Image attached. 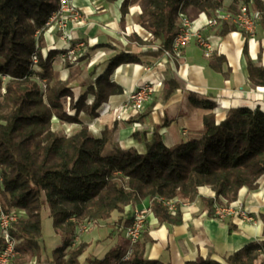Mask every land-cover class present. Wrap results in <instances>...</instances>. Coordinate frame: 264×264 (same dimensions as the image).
<instances>
[{
  "label": "trees",
  "instance_id": "16d2710c",
  "mask_svg": "<svg viewBox=\"0 0 264 264\" xmlns=\"http://www.w3.org/2000/svg\"><path fill=\"white\" fill-rule=\"evenodd\" d=\"M225 1L123 0L120 10L124 15L130 6L140 7L136 21L150 37L143 40L131 34L130 40L151 47L156 41L155 55H160L172 48L180 13L195 19L219 7L236 12L241 4L264 13V0H230L227 7ZM58 7L59 0H0V74L8 77L4 84L0 79V202L6 210L23 212L10 225L19 254L16 260L39 255L45 206L53 227L62 232V243L51 251L48 264H80L78 258L87 244H75L73 237L82 221L105 220L114 211L148 199L160 221L176 223L181 212L170 213L163 200L192 201L199 188L206 186L214 195L202 201L213 215L215 203L233 202L242 187L258 186L264 177V111L259 107L230 108L219 123L213 113L207 114L196 136L172 147L163 142L161 126H156L152 137L144 141L143 152L121 147L106 130L95 134L85 117L98 116L108 96L120 91L110 80L113 69L120 63H138L140 58L118 51L87 88L93 101L85 102L86 93L73 101L71 88L84 83L79 79L82 70L68 64L70 72L62 80L52 66L58 51L50 50L45 58L40 52L45 45V23ZM232 29L233 24L225 21L220 33ZM34 54L39 70L32 68ZM247 72L249 82L264 86V66L248 59ZM180 86L173 76L164 96ZM67 96L71 98L68 106ZM188 98L195 106H214L197 92L190 91ZM68 107L75 110L74 115L68 114ZM52 117L78 127L70 133L57 130ZM142 117L136 114L130 119L140 122ZM125 252V241H121L95 264H169L144 258L140 240L128 258L121 260ZM185 264H264V240L245 244L224 262L197 259Z\"/></svg>",
  "mask_w": 264,
  "mask_h": 264
},
{
  "label": "crops",
  "instance_id": "0c3cea01",
  "mask_svg": "<svg viewBox=\"0 0 264 264\" xmlns=\"http://www.w3.org/2000/svg\"><path fill=\"white\" fill-rule=\"evenodd\" d=\"M72 1L83 16L74 30L75 37L90 40L80 61L83 64L78 66L82 70L79 79L84 83L75 85L78 87L77 97L86 93V101H93L94 96L87 88L118 51L135 53L140 58L138 63H120L113 69L110 80L119 86L120 91L108 96L98 108V116L85 117L95 134L106 130L121 147H133L143 152L144 141L152 137L156 126H161L159 133L163 142L172 147L196 136L203 129V117L207 114L213 113L219 123L230 108L259 107L264 111V86L249 82L247 72L248 59L264 66V20H260L254 40L234 29L220 33L222 25L204 28L201 34L209 43L210 53L206 55V50L192 40L183 48L182 56L176 58L155 55L156 41L151 47L130 40L131 34L143 40L150 37L136 21L141 11L139 6H130L122 15L120 7L123 0L104 1L99 13L95 12L90 0ZM229 3L230 0H226L224 6ZM205 17L206 13H200L194 19L195 25L203 24ZM44 38L47 51H59L65 47L58 32L46 33ZM54 65L59 78L66 79L70 68L63 66L57 58ZM173 76L180 80L181 86L164 96L166 83ZM149 80L160 81L161 85L139 113L143 114L142 120L133 121L130 119L132 116L118 117V109L127 102L129 93L138 83ZM190 91L212 101L213 108L193 105L188 98ZM198 193L194 200L178 207L181 217L176 223L160 221L152 210L148 212L140 238L144 243V258L169 264H185L197 259L224 262L226 256L245 244L264 240V177L258 180L255 189L242 187L235 200L251 219L244 220L238 216L219 219L209 215L202 199L212 197L214 193L206 186L200 187ZM138 205L151 207L148 199ZM131 207L128 205L122 211L112 212L107 219L98 220L94 230L80 234L79 242L87 244L78 258L80 264H95L94 260H103L107 252L121 241H125L127 246L124 228L130 223ZM41 214L43 242L39 255L16 260L17 253L10 264H48L51 251L61 245L62 232L53 227L47 206Z\"/></svg>",
  "mask_w": 264,
  "mask_h": 264
},
{
  "label": "built area",
  "instance_id": "2783aa9c",
  "mask_svg": "<svg viewBox=\"0 0 264 264\" xmlns=\"http://www.w3.org/2000/svg\"><path fill=\"white\" fill-rule=\"evenodd\" d=\"M244 7L248 6L245 4L239 5V9H237L236 12H232L224 7H219L215 9L211 15L206 14L203 24L199 26L195 25L194 19H190L182 13L181 24H179V31L176 34L175 48L174 50H172V53H165L164 51L163 54L168 57L180 58L182 56L183 48L189 42L195 40L206 50V55H208L210 53V46L207 40L202 36L201 31L204 28L208 27L217 28L225 21H229L230 23H232L235 30L245 35L249 40L250 38H255V33H257L259 22L262 19L264 13L262 14L261 11L252 9V17L244 18ZM58 11H73V18H68L69 20L67 21L62 20V24L59 27V29L61 30V38L65 42V47H63L64 55L60 57L63 61L68 60V62L70 63H75L83 53H79L81 44L79 46H70V39L75 36L74 30L77 28L78 24H80L81 21H79L78 12L71 0H64L62 6L59 7ZM52 18L53 17H51L50 20ZM70 23H73L71 27L68 26V24ZM42 56L43 58H45L47 55L43 54ZM33 63L37 64V56L35 54L33 55ZM160 85L161 82L157 80H149L138 83L136 87L129 93L127 102L119 107V114L117 116L121 118H128L130 116L141 113L144 110V98L152 97ZM1 181L2 177L0 174V188ZM186 203L187 201L185 200H179L177 201V203H169V209L177 210L179 206ZM148 212L149 206H141L139 208V215L136 217V219L130 220V223L124 228L125 237H131L132 247L140 240L141 235L144 232L145 221ZM213 216L219 219L235 216H238L244 220L247 219L245 215V209L240 204L234 201L224 204L215 203ZM12 220H16L15 214H8L7 211H5V219L0 225V235L1 241H6L7 243V251L5 253H0V264H10L14 258V254L18 253L17 250L14 249V246H12L11 244L10 235H7V228H10ZM89 228H91V224L80 225L75 231V239H77L78 237L77 232ZM128 256L126 257V259L128 258Z\"/></svg>",
  "mask_w": 264,
  "mask_h": 264
},
{
  "label": "rangeland",
  "instance_id": "374dc122",
  "mask_svg": "<svg viewBox=\"0 0 264 264\" xmlns=\"http://www.w3.org/2000/svg\"><path fill=\"white\" fill-rule=\"evenodd\" d=\"M72 1V0H71ZM104 1H109V2H113V1H115V0H90V3L92 4V6H93V8H94V10H95V12H97V13H99L102 9H103V5H102V3H104ZM72 3H73V1H72ZM74 5V4H73ZM58 9H59V7H58ZM58 9L56 10V11H54L55 13H56V17H55V19H53V21H51L50 20V22L49 23H45V31H44V34H46V33H49V32H52V31H54V32H58L59 33V36H60V38H61V30L59 29V25H60V21L61 20H63V21H67V20H69L68 18L69 17H71V12H67V11H58ZM75 9L77 10V12H78V18H79V21H80V19H81V17H83L82 16V14H81V10H80V8H78V7H75ZM54 12H52V15H54L53 13ZM52 15H50V16H52ZM49 16V17H50ZM49 17H48V20H49ZM83 19V18H82ZM47 20V21H48ZM72 24L73 23H70V24H68V26L69 27H71L72 26ZM79 26V25H78ZM78 26H77V28H78ZM76 28V29H77ZM62 39V38H61ZM79 40H82V39H79ZM84 42H85V46L82 48V49H80V51H79V53L80 54H82L79 58H78V60H77V62H75V63H70V62H68V60H66V61H63L62 60V58L60 57V52H61V50H59L58 52H57V56L55 55V57L53 58V61H52V66H53V69L56 71V68H55V65H54V61L56 60V58H57V61H60L62 64H63V66H66V65H68V64H72L73 66H79V65H82L83 64V62H80L81 61V59L82 58H84V56H85V50H86V48H88V46H89V44H90V40H83ZM40 52H41V54L43 55V54H48V52L49 51H47V46H46V42H45V45L40 49ZM93 65H94V63H93ZM32 68H33V70H39V67L37 66V64H34L33 62H32ZM57 72V71H56ZM59 77V76H58ZM7 76H5V75H3V74H0V79H1V81L3 82V84H4V82L7 80ZM41 88L42 89H44V85H43V83H41ZM76 89H78V87H72L71 88V91H72V99H73V101H76L77 100V98L81 95H79L78 97L76 96ZM70 100H71V98L69 97V96H67L66 97V103H67V106L69 105V102H70ZM87 104H90L91 102L89 101V102H87V101H85ZM67 112H68V114L71 112L72 114H70V115H74L75 114V110L74 109H70L69 107L67 108ZM81 118L82 117H84V115H83V113H80V115H79ZM52 124H53V126H54V128L55 129H57V130H63L65 133H70L73 129H72V127L74 128H77L78 127V124H76V123H67V122H60L56 117H52ZM72 124V125H71ZM88 125V124H87ZM142 206H145V205H142ZM139 207H141V205H138V204H136V205H132V207H131V214L133 213V210L135 209V208H139ZM9 210H14L15 212H17L18 213V215H22L23 214V212L21 211V210H19V209H15V208H12V209H9ZM85 222H87L86 220L85 221H82L79 225H78V227L80 226V225H84V223ZM99 224V222H98V220L97 221H92V223H91V228H89V229H85V230H81V231H79V232H77V235H78V237H77V239H75V237H73V240H75L74 241V243L75 244H77L79 241H80V234L81 233H84V232H90V231H92V230H94L95 229V224H97V223ZM77 227V228H78ZM77 228H76V230H77Z\"/></svg>",
  "mask_w": 264,
  "mask_h": 264
},
{
  "label": "bare ground",
  "instance_id": "6f19581e",
  "mask_svg": "<svg viewBox=\"0 0 264 264\" xmlns=\"http://www.w3.org/2000/svg\"><path fill=\"white\" fill-rule=\"evenodd\" d=\"M64 0H59V7L62 6ZM238 9H239V6H238ZM67 12H71V17L69 18H73V11H67ZM54 15L50 16L49 17V20L51 17H53L51 19V21H53V19H55V12L53 13ZM181 14H179V24H181ZM252 17V9H250L249 7H244V18H251ZM49 20L47 21V23H49ZM62 24V20L60 21V25L59 27L61 26ZM255 36H256V33H255ZM255 38H250V40H254ZM81 44V49L85 46V42L83 40H79V39H76V37L74 36L72 39H70V46H79ZM175 44H176V36L174 37L173 39V42H172V48L171 50L169 51H165V53H172V50H174L175 48ZM64 55V48L61 49V52H60V56H63ZM32 62H33V56H32ZM151 97H145L144 100H143V108H145V104L146 102H148V100L150 99ZM69 114H72V113H69ZM177 199H165L163 200V205L167 208V210L174 214L176 212L175 209H169V203H177ZM235 202V201H234ZM140 208V207H139ZM139 208H135L133 210V213L131 214V220H135L136 217L139 215ZM151 210V207L149 206V211ZM5 211H7L8 214H15V219H17L20 215H18L17 212H15L14 210H6L1 202H0V225L2 224V222L4 221L5 219ZM245 215L247 217V219H251V217L249 216L248 212L245 210ZM15 221V220H12V222ZM92 221H87L84 223V225H89L91 224ZM7 235H10V241H11V244L12 246H14V249L16 250L15 248V243H16V240L15 238L11 235L10 233V228H7ZM127 239V246H126V252L125 254L122 256L121 260H126V257L130 254L131 250H132V240H131V237H126ZM0 240H1V235H0ZM7 251V243L6 241H1V246H0V253H5ZM18 252V251H17ZM17 254H14V257L16 256Z\"/></svg>",
  "mask_w": 264,
  "mask_h": 264
}]
</instances>
